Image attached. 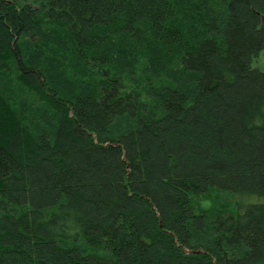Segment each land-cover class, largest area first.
<instances>
[{"label":"trees","instance_id":"obj_1","mask_svg":"<svg viewBox=\"0 0 264 264\" xmlns=\"http://www.w3.org/2000/svg\"><path fill=\"white\" fill-rule=\"evenodd\" d=\"M264 0H0V264H264Z\"/></svg>","mask_w":264,"mask_h":264},{"label":"rangeland","instance_id":"obj_2","mask_svg":"<svg viewBox=\"0 0 264 264\" xmlns=\"http://www.w3.org/2000/svg\"><path fill=\"white\" fill-rule=\"evenodd\" d=\"M253 66L260 67L264 70V50L260 51L254 58Z\"/></svg>","mask_w":264,"mask_h":264}]
</instances>
